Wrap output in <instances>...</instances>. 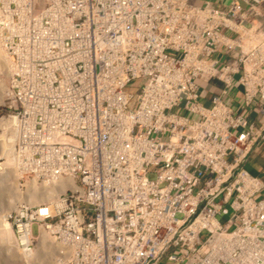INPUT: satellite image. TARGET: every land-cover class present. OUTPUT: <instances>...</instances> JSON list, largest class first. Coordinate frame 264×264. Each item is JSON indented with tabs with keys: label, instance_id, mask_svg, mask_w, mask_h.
Returning a JSON list of instances; mask_svg holds the SVG:
<instances>
[{
	"label": "built area",
	"instance_id": "built-area-1",
	"mask_svg": "<svg viewBox=\"0 0 264 264\" xmlns=\"http://www.w3.org/2000/svg\"><path fill=\"white\" fill-rule=\"evenodd\" d=\"M0 51L25 257L264 264V0H0Z\"/></svg>",
	"mask_w": 264,
	"mask_h": 264
},
{
	"label": "rangeland",
	"instance_id": "rangeland-1",
	"mask_svg": "<svg viewBox=\"0 0 264 264\" xmlns=\"http://www.w3.org/2000/svg\"><path fill=\"white\" fill-rule=\"evenodd\" d=\"M200 0H190V3L197 4ZM2 58V57H1ZM3 79L0 77V87L3 86ZM2 90V89H1ZM0 90V114L4 111L5 105H4V98L2 97V92ZM255 160H258L256 157ZM259 163L264 164L260 160ZM264 178V176H263ZM5 213L0 212V264H40L37 260H30L29 258L25 257L23 252L13 243L14 240L12 239L10 235V230H3V219ZM8 231V232H7ZM8 238V239H7ZM9 240V241H8ZM44 264V263H42ZM45 264H48L45 262Z\"/></svg>",
	"mask_w": 264,
	"mask_h": 264
},
{
	"label": "bare ground",
	"instance_id": "bare-ground-1",
	"mask_svg": "<svg viewBox=\"0 0 264 264\" xmlns=\"http://www.w3.org/2000/svg\"><path fill=\"white\" fill-rule=\"evenodd\" d=\"M2 57V58H1ZM4 59V56H3V54L1 53V51H0V65H1V60H3ZM2 81V80H1ZM3 88V86L1 85V87H0V90ZM1 92H2V90H1ZM2 97H3V92H2ZM1 100V99H0ZM13 126V125H12ZM12 139L14 138V136H15V129H14V127H12ZM0 150H1V153L3 152V154H5V155H9V152H10V150H11V144L9 145V144H7V143H1V145H0ZM8 187L7 186H0V193H1V190H5V189H7ZM5 216V215H4ZM6 228H7V230H10V232H11V228H10V226L8 225V223H6ZM8 232V231H7ZM10 235H11V237H12V234L10 233ZM13 238V237H12ZM8 239V238H7ZM9 241V240H8ZM49 252H51V247L49 246V244H46V245H44V251L42 252V261H40V264H42V263H44L45 264V262H47L48 264H51L50 263V259H51V256H50V253Z\"/></svg>",
	"mask_w": 264,
	"mask_h": 264
}]
</instances>
